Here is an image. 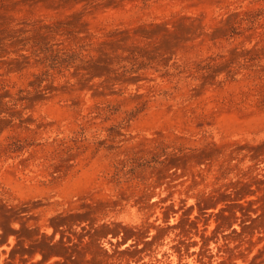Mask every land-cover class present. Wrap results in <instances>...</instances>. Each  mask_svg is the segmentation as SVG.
I'll return each mask as SVG.
<instances>
[{
    "label": "rangeland",
    "instance_id": "obj_1",
    "mask_svg": "<svg viewBox=\"0 0 264 264\" xmlns=\"http://www.w3.org/2000/svg\"><path fill=\"white\" fill-rule=\"evenodd\" d=\"M0 264H264V0H0Z\"/></svg>",
    "mask_w": 264,
    "mask_h": 264
}]
</instances>
